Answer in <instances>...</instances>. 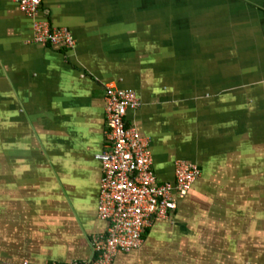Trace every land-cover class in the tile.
Instances as JSON below:
<instances>
[{"label": "crops", "instance_id": "crops-1", "mask_svg": "<svg viewBox=\"0 0 264 264\" xmlns=\"http://www.w3.org/2000/svg\"><path fill=\"white\" fill-rule=\"evenodd\" d=\"M38 16L70 30L75 45L34 41L17 0H0V264L93 256L92 238L107 228L95 158L106 141V84L140 98L126 122L149 138L159 181L175 179L178 160L201 168L141 247L112 264L257 254L264 0H42Z\"/></svg>", "mask_w": 264, "mask_h": 264}, {"label": "built area", "instance_id": "built-area-1", "mask_svg": "<svg viewBox=\"0 0 264 264\" xmlns=\"http://www.w3.org/2000/svg\"><path fill=\"white\" fill-rule=\"evenodd\" d=\"M17 3L33 21L34 41L67 49L75 45L70 30L55 27L38 16L42 0H17ZM104 99L106 141L95 158L102 170L98 216L107 222V228L93 236L91 258L46 264H112L116 255L140 248L147 228L155 219L167 218L201 175L198 164L178 160L175 179L159 181L153 169L149 138L126 122L128 110L141 104L136 92L106 84ZM16 264L40 263L25 259Z\"/></svg>", "mask_w": 264, "mask_h": 264}, {"label": "rangeland", "instance_id": "rangeland-1", "mask_svg": "<svg viewBox=\"0 0 264 264\" xmlns=\"http://www.w3.org/2000/svg\"><path fill=\"white\" fill-rule=\"evenodd\" d=\"M249 254H253V257L255 256V258H256V261H254L255 264H264V242L259 244V246H258V253L257 254H256V252L249 250L247 252V254H245V253L242 254L243 255L242 257H241V255L237 256V258L239 259V263H240V261H242L240 264H248V261L250 259L248 257ZM191 256L196 257L195 252H192L191 253ZM200 257H201V259L198 258V261H197L198 264H209L208 259H206V257H207L206 254L203 255V256L200 255ZM237 258H235V259L232 260V264H233V262H235V260ZM227 260L230 262L231 261V258H230V260L229 259H227Z\"/></svg>", "mask_w": 264, "mask_h": 264}]
</instances>
